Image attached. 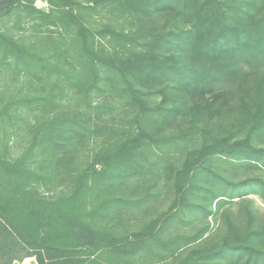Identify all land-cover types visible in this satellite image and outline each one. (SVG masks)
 I'll return each instance as SVG.
<instances>
[{"label": "trees", "instance_id": "obj_1", "mask_svg": "<svg viewBox=\"0 0 264 264\" xmlns=\"http://www.w3.org/2000/svg\"><path fill=\"white\" fill-rule=\"evenodd\" d=\"M48 1L49 12L33 0H0V24L13 17L32 30L0 28V70L14 68L31 87L0 96V264L32 256L39 264H139L133 256L153 240L173 256L182 238L187 245L201 237H161L173 212L136 232H119L105 220L150 193L119 191L127 178L157 165L150 158L158 153L154 147L210 131V121L200 125L201 110L187 95L210 91L229 73L246 101L249 113L241 123L247 134L236 142L213 135L190 151L175 176L176 203L194 191L190 173L209 156L264 163V148L252 142L264 134V84L241 73L243 60L264 54V16L257 13L264 0ZM100 5L130 28L120 29L111 17L95 31L85 15ZM51 26L60 34L50 33ZM205 57L215 62L205 63ZM156 94L159 101L151 98ZM119 102L126 115L117 124L108 113ZM28 110L35 112L33 120L25 117ZM12 134L15 142L26 138L18 155ZM98 139L84 154L82 147ZM260 241L264 224L244 238L198 244L183 264H264Z\"/></svg>", "mask_w": 264, "mask_h": 264}, {"label": "rangeland", "instance_id": "obj_2", "mask_svg": "<svg viewBox=\"0 0 264 264\" xmlns=\"http://www.w3.org/2000/svg\"><path fill=\"white\" fill-rule=\"evenodd\" d=\"M33 1L47 12L53 9L48 0ZM73 1L86 4V0ZM102 5L98 11L92 12L93 15L88 12L85 15L86 20L91 22L95 31L103 29L104 23L108 22L111 17L120 29L130 28L128 22H125L123 18H115L116 15H110ZM72 7L76 8L77 3H74ZM260 7H257V13L264 16V7ZM15 23L13 17L6 18L0 24V28L15 34L25 32L30 35L32 32L29 27ZM50 33L57 36L60 34V28L51 26ZM100 41L106 44V40L100 39ZM213 61L215 62L213 58H204L205 63ZM241 65H243L241 73L243 76L248 75L247 80L261 81L264 84V54L250 62L243 60ZM5 68L7 69L0 70V93H2L0 96L3 95L8 99L10 94L17 95L31 90L30 83L25 80L23 73H18L14 68H8V66ZM230 78L232 75L229 73L226 78L217 81L210 91L191 89L190 95H187L192 104L201 110L202 122L200 125L205 121H210V131L206 134L199 131L189 139H177L169 144L163 143L161 147H154V151L158 153L150 154V158L155 160L157 165L127 178L123 189L119 191L124 196L131 193L143 195L144 191L150 192L143 195L144 200L141 202L124 205L106 218L105 222L114 226L119 232L140 231L152 218L158 217L162 213L173 212L174 216L170 217L167 226L159 233L161 237L170 239L201 233L200 239L191 244H184L185 238H182L180 241L183 243L179 245L183 247L177 250L175 255L173 253V256L167 253L169 250L161 242L153 240L151 248H144L133 256V260L139 264H183L188 259L191 248L198 244L210 246L215 243L221 244L229 239L244 238L248 231L260 228L264 224L263 162L241 163L219 155L209 156L204 159L200 167L190 173V185L188 183L187 185L194 187V191L188 192L181 204L176 203L179 200L174 183L175 176L185 164L190 151L201 148L202 144L211 140L213 135L230 137L231 142H236L245 138L247 134V129L241 123V117L249 113L246 101L243 100V95L237 94L233 89L239 86L240 81L234 83ZM151 98L153 101L160 100L158 94L152 95ZM108 114V118L111 117L114 123L120 124L123 116L126 115V109L119 102ZM25 115L27 119L33 120L35 112L28 110ZM18 122L23 124L21 119ZM16 132L19 135L20 128ZM17 135L10 136L13 155L20 154L26 144V138H22L23 136L15 142ZM100 140L83 146L84 154H88L94 145H99L96 142L99 143ZM252 142L256 147L264 148V134L253 137ZM246 179L256 180L257 183L248 184L245 187L234 186ZM46 188L44 190L51 193L50 188ZM208 188H214L213 192ZM218 196L221 197L218 198ZM260 244L264 248V241H260ZM162 254L168 255L162 257ZM32 257L36 258V256ZM220 260L224 261V259ZM20 262L23 260H16L14 264H21Z\"/></svg>", "mask_w": 264, "mask_h": 264}, {"label": "crops", "instance_id": "obj_3", "mask_svg": "<svg viewBox=\"0 0 264 264\" xmlns=\"http://www.w3.org/2000/svg\"><path fill=\"white\" fill-rule=\"evenodd\" d=\"M21 264H39L37 259L35 257H27L23 260V262H20Z\"/></svg>", "mask_w": 264, "mask_h": 264}]
</instances>
